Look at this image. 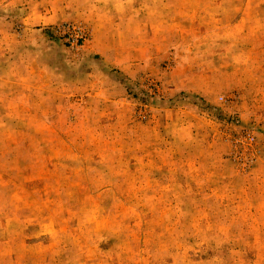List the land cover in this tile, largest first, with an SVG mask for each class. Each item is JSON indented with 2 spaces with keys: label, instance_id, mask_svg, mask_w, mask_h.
<instances>
[{
  "label": "rangeland",
  "instance_id": "rangeland-1",
  "mask_svg": "<svg viewBox=\"0 0 264 264\" xmlns=\"http://www.w3.org/2000/svg\"><path fill=\"white\" fill-rule=\"evenodd\" d=\"M0 264H264V0H0Z\"/></svg>",
  "mask_w": 264,
  "mask_h": 264
}]
</instances>
